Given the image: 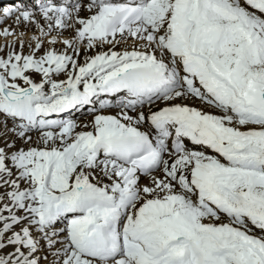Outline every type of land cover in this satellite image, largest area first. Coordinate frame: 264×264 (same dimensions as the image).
<instances>
[{
	"label": "snow or ice",
	"instance_id": "6c2138e0",
	"mask_svg": "<svg viewBox=\"0 0 264 264\" xmlns=\"http://www.w3.org/2000/svg\"><path fill=\"white\" fill-rule=\"evenodd\" d=\"M0 264H264V0H0Z\"/></svg>",
	"mask_w": 264,
	"mask_h": 264
},
{
	"label": "bare ground",
	"instance_id": "6f19581e",
	"mask_svg": "<svg viewBox=\"0 0 264 264\" xmlns=\"http://www.w3.org/2000/svg\"><path fill=\"white\" fill-rule=\"evenodd\" d=\"M5 3L11 2V0H4ZM21 27H23V25H21ZM81 119H84L85 117L81 116Z\"/></svg>",
	"mask_w": 264,
	"mask_h": 264
}]
</instances>
